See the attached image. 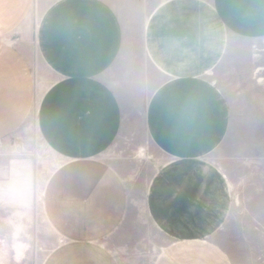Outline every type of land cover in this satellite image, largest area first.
Masks as SVG:
<instances>
[{"label": "crops", "instance_id": "obj_1", "mask_svg": "<svg viewBox=\"0 0 264 264\" xmlns=\"http://www.w3.org/2000/svg\"><path fill=\"white\" fill-rule=\"evenodd\" d=\"M28 4L0 0V138L24 122L32 102L25 56L2 39ZM260 39L264 0H52L37 45L55 79L39 101L37 122L63 164L43 189L60 239L44 264H124L110 241L136 246L126 236L136 231L126 184L104 158L124 123L120 84L108 79L122 66L142 77L150 69L158 74L144 120L169 162L151 179L143 210L168 243L153 264H230L210 237L227 224L239 184L234 170L245 162L228 161V154L210 159L228 149L232 128L231 105L214 74L222 65L228 72L229 56L253 63L259 54L251 43Z\"/></svg>", "mask_w": 264, "mask_h": 264}, {"label": "rangeland", "instance_id": "obj_2", "mask_svg": "<svg viewBox=\"0 0 264 264\" xmlns=\"http://www.w3.org/2000/svg\"><path fill=\"white\" fill-rule=\"evenodd\" d=\"M51 2L29 0L20 24L2 36L8 47L21 48L34 88L24 122L0 138V264H44L60 244L47 220L42 195L49 177L63 160L48 148L37 122L39 101L55 79L37 45L38 27ZM251 44L252 51L259 54L253 63L229 56L228 72L222 65L214 74L230 102L232 128L224 144L228 149L222 148L210 159L220 160V155L228 154V161L245 162L234 170L239 184L237 194L232 196L227 224L210 237L226 252L230 264H264V69L252 72L255 66L264 68V39ZM141 58L145 62V56ZM124 68L108 74L109 81L120 84L125 115L121 134L104 158L116 167L126 184L130 222L136 226V231L126 232V236L135 240L136 246L120 248L115 241L110 245L117 256L125 259L124 264H153L168 243L164 235L150 227L143 210L151 179L169 162L151 141L144 120L158 74L150 69L148 76L142 77Z\"/></svg>", "mask_w": 264, "mask_h": 264}, {"label": "bare ground", "instance_id": "obj_3", "mask_svg": "<svg viewBox=\"0 0 264 264\" xmlns=\"http://www.w3.org/2000/svg\"><path fill=\"white\" fill-rule=\"evenodd\" d=\"M262 69H264V68H262V67H258L257 68V70H256V72H258V71H260V70H262ZM262 78H260V80H261Z\"/></svg>", "mask_w": 264, "mask_h": 264}]
</instances>
